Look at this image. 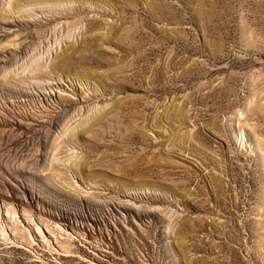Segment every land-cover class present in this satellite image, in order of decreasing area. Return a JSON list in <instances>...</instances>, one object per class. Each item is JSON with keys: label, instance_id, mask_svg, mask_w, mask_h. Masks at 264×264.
I'll return each mask as SVG.
<instances>
[{"label": "rangeland", "instance_id": "obj_1", "mask_svg": "<svg viewBox=\"0 0 264 264\" xmlns=\"http://www.w3.org/2000/svg\"><path fill=\"white\" fill-rule=\"evenodd\" d=\"M0 264H264V0H0Z\"/></svg>", "mask_w": 264, "mask_h": 264}]
</instances>
